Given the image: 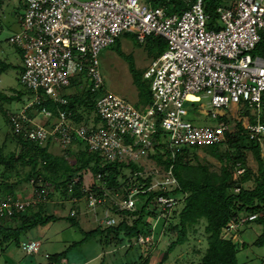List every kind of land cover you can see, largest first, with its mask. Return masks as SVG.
I'll list each match as a JSON object with an SVG mask.
<instances>
[{
  "label": "built area",
  "instance_id": "built-area-1",
  "mask_svg": "<svg viewBox=\"0 0 264 264\" xmlns=\"http://www.w3.org/2000/svg\"><path fill=\"white\" fill-rule=\"evenodd\" d=\"M181 1L182 10L174 5L153 6L150 0H24L25 6L16 14L19 29L7 42L21 52L19 82L32 96L20 110L7 112L11 132L33 143H55L61 149L79 143L97 157L100 166L135 167L129 181L136 176L150 179L149 184L127 182L122 188H101V193L83 185L82 197L69 201L84 200L93 215L100 206L106 213L132 212L139 195L154 191L163 193L155 199L160 214L172 212L178 202L168 194L178 185L172 165L157 157L160 145L172 157L186 148L225 145L239 130L234 119L248 118L241 116L245 109L256 113V122L243 126L249 139L260 144L264 140V123L259 121L264 57L252 54L264 33V0H235L230 8H218L222 28L217 30L207 29L202 0ZM123 34H132L140 44L150 36L166 42L165 51L143 72L151 102L140 109L107 91L99 70L101 51ZM78 78L89 80L91 93L99 96L90 119L76 123L65 108V96L71 81ZM201 98L209 100L212 110L198 109L197 116H209L213 123L196 124L189 118L186 104ZM46 101L63 109L58 107L53 114L43 106ZM230 106L237 109L234 115ZM160 132L165 136L157 141ZM232 173L237 179L244 168L238 163ZM29 186L28 199L13 194L0 198V218H12L47 201L49 190L39 177H32ZM257 217L236 218L227 231L235 229L234 223L244 225ZM102 223L109 227L115 220L106 214ZM148 240L140 234L131 241L143 245ZM39 248L38 241L21 244L27 255L37 254Z\"/></svg>",
  "mask_w": 264,
  "mask_h": 264
},
{
  "label": "trees",
  "instance_id": "trees-1",
  "mask_svg": "<svg viewBox=\"0 0 264 264\" xmlns=\"http://www.w3.org/2000/svg\"><path fill=\"white\" fill-rule=\"evenodd\" d=\"M3 1L4 0H0V7ZM150 1L153 6L168 5V7H173L174 5L178 8L177 10L185 8V4L181 0H170L169 2H167V0ZM202 1L205 14L208 16V21L210 17H216L218 15L217 9L225 4L224 0ZM168 13L173 12L169 11ZM207 28L211 29L212 26L207 24ZM134 41L136 45L140 44L136 39ZM117 42H119V38L115 41V43ZM143 43H145L148 54L152 57L151 61L156 59L166 49V42L161 37L150 36L146 38ZM16 50L21 58V52L18 49ZM118 55L127 63L133 83L138 91L140 106L144 107L150 104L151 96L147 89V87L149 88V82L143 78L144 71L142 72L136 68L132 56L130 54L125 55L121 51L120 46L118 47ZM253 55L264 57V34L261 35V40L253 51ZM9 67L10 65L0 62V75ZM142 78L145 80L144 82ZM76 80L77 79H73L71 81L70 87L77 86L75 83ZM21 89H15L14 93L9 96L0 91V101L11 103L13 101H21L25 95L29 97L32 96V94L24 90L22 86ZM79 94H66L65 96L67 99L65 108L71 111L72 118L76 123L82 121L87 122L95 109L94 96H96V94L91 93L89 88L86 90V87H84L83 93ZM43 106L53 114H55L59 107L49 101L44 102ZM59 108L63 109L61 106ZM0 112L8 122L7 112L2 110V108H0ZM261 112V118H263H260L259 121L261 120V123H264V103L262 104ZM241 116H247L250 124L256 122V118L249 115L248 109L241 112ZM93 118L94 121H98L97 118ZM221 120V118H218V121ZM191 121L194 122V118H191ZM11 136L17 142V151L14 150L5 154V142H0V167L3 168V171L0 173V189L5 191V194H13L19 197L14 191L15 186L21 183L24 178L29 181L34 176L39 177L43 186L46 188H48L50 184L53 185L55 189L59 188L62 197L67 198V200L71 198L80 199L82 197L83 179L87 173H90L92 176V184L88 189L91 191H98L99 193H101V188H122L126 186L127 182H130V185L137 182L145 184H149L150 182L149 178L144 180L138 176H136L134 181H129L133 173L136 172V168L133 166H120L118 164L100 166L97 157L83 150L81 144L76 142L69 148L64 149L63 155H55L48 150L51 144L50 142L45 144L33 143L23 140L19 136H15L12 132ZM164 136L165 135L160 132L157 141L162 140L161 138ZM5 138L8 139L9 137L6 136ZM161 148L162 146L160 145L156 153L157 157L163 160L167 166L172 165L173 175L178 185L177 188L172 190L168 195L176 197L177 202L182 206L177 214V223L172 228L173 230H177L176 238L169 244L157 264H164L175 247L187 241L188 229L198 224L200 220H203L205 223L204 234L206 235V248L203 255L200 257L199 263L190 264H244V262H241L239 259V252L248 245L246 243L238 245V242L233 241L229 237H225V229L236 218H240L243 215L249 216L250 214H257L259 216L251 222H258L263 229L261 235L254 242V245L258 247L264 245V168L260 143L255 140H250L244 127L240 125L238 132L233 134L225 145H214L201 149L186 148L183 149L184 153L182 155L175 154L174 157L171 156L170 151H162ZM221 148H234L235 150L233 149V152L227 151L221 153L219 152ZM244 149L252 151L256 158V163L258 167H260L259 175L255 178V185L253 188L244 186L251 179L250 170L246 168L242 154ZM199 150L207 151L209 155L218 160H222L223 158L230 159V168L227 169L222 167L220 172L216 173L209 171L200 163L191 165V162L197 159L196 152ZM20 162L29 166V170L25 175L26 177L19 179L15 178L13 181L9 182V178L12 177L16 165ZM238 163L244 168V173L236 180H232V171ZM14 176L18 177L17 173H14ZM235 188H239V191L235 192ZM162 194L163 193L160 191H154L139 195L134 211H120V215L123 217L128 215L134 216L135 219L132 223L129 224L127 218L124 217L114 226H109L105 229L96 228L86 233L82 232L83 239L77 243L71 244L68 250L73 246L89 242L96 236L103 234L108 238L110 235H115L117 237L118 234L122 233L124 237L119 240V244L122 245L124 240H127L129 243L133 238L140 234H144L142 230L144 227L149 228V222L144 220L145 217L151 216L152 218H156L159 215L160 212L155 208V199ZM43 206V204H40L35 209L31 207L27 208L23 213L9 219L0 218V247H2L3 252L6 250L7 246L9 247L10 245H14L21 250V244L23 242L21 241V237L23 235L34 228L42 227L62 219L48 214L47 211L43 209ZM116 212L119 213V211ZM172 212L175 215V211ZM167 215L170 217L169 214ZM76 218V215L73 217H70V215L65 217L72 227L78 228ZM134 246L140 249L139 245L135 244ZM68 250L64 251L60 256L58 254L48 256L46 258L48 259L47 264H56L60 257L66 256ZM261 262L264 263V259H262ZM124 264L151 263L148 256H143L138 252L136 258Z\"/></svg>",
  "mask_w": 264,
  "mask_h": 264
},
{
  "label": "rangeland",
  "instance_id": "rangeland-1",
  "mask_svg": "<svg viewBox=\"0 0 264 264\" xmlns=\"http://www.w3.org/2000/svg\"><path fill=\"white\" fill-rule=\"evenodd\" d=\"M78 1L83 2L87 0ZM234 2L235 0H224L225 4L221 7L230 8ZM24 6V0L3 1L0 7V41H6L17 31L16 29H19L16 13L21 12ZM206 24L211 25V29L214 30L222 28L218 15L214 18L210 17ZM134 40L132 34H123L120 36L119 42L104 48L99 55V70L107 91L116 93L129 101L136 109H140V98L138 96L137 88L133 83L132 76L128 70L127 63L118 55V47L120 46L121 51L125 55L130 54L132 56L136 68L142 72L145 71L152 57L148 54L145 43L136 45ZM7 44L9 46V56L0 54V62L10 65V67L0 75V91L9 96L14 93L15 89H21L19 84V73L21 69L18 67V62L20 61L19 54L17 52L14 54L11 49V47H14L8 42ZM142 81L144 82L145 80L142 78ZM75 83L78 87H70L67 89L68 94L73 95L74 93H83L84 87L88 90L90 85L89 80H85V78H78ZM147 89L149 91L148 87ZM98 96L97 93L96 96H94L95 99ZM29 100L30 97L25 95L21 101L17 102L13 101L7 103L5 101H0V108L6 112L18 111L27 104ZM186 105L187 106L185 107L189 113V118H194V115L197 116L198 109L202 110L203 113L212 110L209 105V100L206 98L199 99L197 103H187ZM249 115L255 117L256 113L249 111ZM261 116L262 112L259 113V119ZM36 118L37 117H35V119ZM40 118L41 117L39 116L37 120L40 121L42 119ZM247 120L248 118L240 116H237L234 119L238 128L240 125L244 126ZM260 122L262 121L260 120ZM194 123H213V120L209 119V116H203L202 119L195 117ZM6 136L9 138L6 139ZM3 141L5 142V154L14 150L17 151V142L12 138L10 126L0 112V142ZM233 149L221 148L219 149V152H233ZM48 150L55 155L64 154V149H61L55 143H51ZM260 150L264 168V140L260 144ZM242 154L245 160V166L251 173L250 181L244 186L247 188H253L255 185V178L259 175L260 167H258L252 151L244 149ZM196 157L197 159L192 161L191 165L200 163L211 172L219 173L222 167L229 169L231 165L230 159L223 158L222 160H218L204 150L197 151ZM28 170V165L22 164V162L18 163L16 169L12 173V177L9 178V182L13 181L15 178L19 179L26 177L25 175ZM2 171L3 168L0 167V173ZM14 173H17L18 177L14 176ZM232 180H236L233 173ZM29 181L24 178L21 183L15 186L14 191L19 197L27 198L30 196L31 188L29 186ZM91 184L92 176L90 173H87L84 176L83 185L84 187L89 188ZM48 190L49 197L47 198V201L40 202V204L44 205L43 209L47 211L48 214H52L55 217L62 219L51 224H46L42 227L34 228L21 237V241L23 242H27L28 239H37L40 243V248L39 252L35 255L27 256L14 245L7 246L4 252L2 247H0V264H47L48 259L44 257L45 254L48 256L58 254L60 256L64 251L68 250V247L71 246V244L77 243L83 239L82 232H90L96 228H107L102 223L106 214L115 220L114 225L118 224V222L125 217L120 215V211L118 213L116 210H111L106 213L104 211V206H100L96 210V214L93 215L87 209L84 200L73 203L67 200V198H63L61 190L59 188L55 189L51 184L48 186ZM3 196H5V191L0 189V198ZM38 205L35 206L34 209L37 208ZM181 206L182 205L178 203L172 210L175 211V215L172 212L169 214L170 217H168V215H161L160 213L156 218H152L151 216L145 217L144 220L149 222V228L143 226L144 228L142 230L144 232L143 235H147L149 240L145 241L143 245H140L139 243L140 249L135 247V244H133L132 241H129L128 243L127 240H124V243L120 245L119 240L124 237L122 233L118 234L117 237L115 235H110L108 238L103 234L96 236L89 242L73 246L67 251L66 256L60 257L56 264H79V262L88 259L93 260L92 262L89 261V264H124L125 262L136 258L138 252L143 256H148L151 264H157L169 244L176 238L177 230H173L172 228L177 223V214ZM70 211L77 213L76 221L78 223V228L72 227L69 224V221L65 219ZM125 218H127L129 224L135 219L134 216L130 215ZM204 226V221L200 220L198 224L190 227L187 232V241L184 244L175 247L164 264L199 263L200 257L203 255L206 248ZM234 227L235 229L233 231H227V228L225 229V237H229L233 241L238 242V245H241V243H246L248 245L245 249H241L239 252V259L241 262H244V264H264L261 262V260L264 259V245L259 247L254 245V242L262 233L263 228L261 224L255 221L236 226L234 223Z\"/></svg>",
  "mask_w": 264,
  "mask_h": 264
},
{
  "label": "crops",
  "instance_id": "crops-1",
  "mask_svg": "<svg viewBox=\"0 0 264 264\" xmlns=\"http://www.w3.org/2000/svg\"><path fill=\"white\" fill-rule=\"evenodd\" d=\"M23 9V8H22ZM17 14V13H16ZM18 24V23H17ZM17 31H18V29H16ZM16 31V32H17ZM8 44H7V40L6 41H0V54H4L5 56H9V51H8ZM11 49H12V52L15 54L16 52L18 53V51L16 50V48H12L11 47ZM14 49V50H13ZM19 54V53H18ZM19 58H20V56H19ZM18 67L21 69V58H20V61L18 62ZM105 86V85H104ZM105 89H107V88H105ZM237 111V109H236V107L234 106L233 107V109L231 108V106H230V108H229V112L231 113H233L232 115H234L235 114V112ZM205 113V112H204ZM219 113H222V111H220ZM197 118H200V119H202L203 117H197ZM247 122H248V120H247ZM246 122V123H247ZM30 196H28L27 198H24V199H28ZM76 212H77V210H76ZM29 240H36L37 241V239H28V241ZM89 261H93L92 259H88V260H86V261H82V262H79V264H89Z\"/></svg>",
  "mask_w": 264,
  "mask_h": 264
},
{
  "label": "bare ground",
  "instance_id": "bare-ground-1",
  "mask_svg": "<svg viewBox=\"0 0 264 264\" xmlns=\"http://www.w3.org/2000/svg\"><path fill=\"white\" fill-rule=\"evenodd\" d=\"M234 106H231V108H233Z\"/></svg>",
  "mask_w": 264,
  "mask_h": 264
},
{
  "label": "clouds",
  "instance_id": "clouds-1",
  "mask_svg": "<svg viewBox=\"0 0 264 264\" xmlns=\"http://www.w3.org/2000/svg\"><path fill=\"white\" fill-rule=\"evenodd\" d=\"M69 215V214H68ZM76 215H77V213H76Z\"/></svg>",
  "mask_w": 264,
  "mask_h": 264
}]
</instances>
